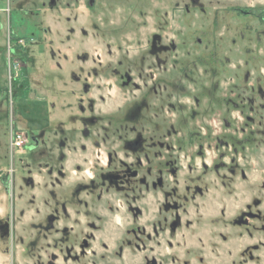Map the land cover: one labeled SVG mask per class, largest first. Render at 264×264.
<instances>
[{
  "label": "rangeland",
  "instance_id": "obj_1",
  "mask_svg": "<svg viewBox=\"0 0 264 264\" xmlns=\"http://www.w3.org/2000/svg\"><path fill=\"white\" fill-rule=\"evenodd\" d=\"M151 257L264 264V0H0V264Z\"/></svg>",
  "mask_w": 264,
  "mask_h": 264
},
{
  "label": "built area",
  "instance_id": "obj_2",
  "mask_svg": "<svg viewBox=\"0 0 264 264\" xmlns=\"http://www.w3.org/2000/svg\"><path fill=\"white\" fill-rule=\"evenodd\" d=\"M22 143V140L20 139V135H16L15 137L11 138V147H18Z\"/></svg>",
  "mask_w": 264,
  "mask_h": 264
},
{
  "label": "flooded vegetation",
  "instance_id": "obj_3",
  "mask_svg": "<svg viewBox=\"0 0 264 264\" xmlns=\"http://www.w3.org/2000/svg\"><path fill=\"white\" fill-rule=\"evenodd\" d=\"M246 12H248L247 10H246ZM244 13H245V11H244ZM13 148V147H12ZM254 249V251H256L258 248H253ZM249 257L250 258H252V253H251V251L249 252ZM136 262V261H135ZM150 263L151 264H157V263H155L154 261H153V258L151 257L150 258ZM135 264H137V263H135ZM184 264H186V263H184Z\"/></svg>",
  "mask_w": 264,
  "mask_h": 264
}]
</instances>
